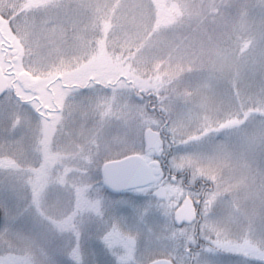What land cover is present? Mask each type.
<instances>
[{
  "label": "snow or ice",
  "instance_id": "obj_1",
  "mask_svg": "<svg viewBox=\"0 0 264 264\" xmlns=\"http://www.w3.org/2000/svg\"><path fill=\"white\" fill-rule=\"evenodd\" d=\"M104 185L147 197L115 264L264 261V0H0V264H55Z\"/></svg>",
  "mask_w": 264,
  "mask_h": 264
},
{
  "label": "rangeland",
  "instance_id": "obj_2",
  "mask_svg": "<svg viewBox=\"0 0 264 264\" xmlns=\"http://www.w3.org/2000/svg\"><path fill=\"white\" fill-rule=\"evenodd\" d=\"M98 182L102 184V175L98 177ZM104 190L105 188L103 186V191ZM105 195L107 197V203L103 218H94L80 233L78 241L71 233H66L62 239L53 241L52 247L55 250V264H74L71 253L77 246V243L79 244L84 264H115V257L113 254L107 253L109 250L105 251L106 247H104L105 245L101 239V234L115 221H119L124 230L135 232L137 227L135 220L136 210L145 202L147 197L140 192H136L130 197L121 200H113L108 193H105ZM18 206H20L19 201L7 194L0 193V228L5 227L7 223L5 211L7 210L9 213H14ZM140 251L145 252L142 244L140 245ZM103 260H105L106 263L102 262ZM218 261L219 264H264V261L255 257L246 259H237L235 257V260L218 259Z\"/></svg>",
  "mask_w": 264,
  "mask_h": 264
},
{
  "label": "flooded vegetation",
  "instance_id": "obj_3",
  "mask_svg": "<svg viewBox=\"0 0 264 264\" xmlns=\"http://www.w3.org/2000/svg\"><path fill=\"white\" fill-rule=\"evenodd\" d=\"M105 191V193L107 194H110V196L112 197V199L113 200H121V199H123V198H128V197H130L131 195H133L134 193H136V192H139V191H136V190H132V191H126V192H123V193H121V194H118V195H113V194H111L107 189H105L104 190ZM134 198V197H133ZM139 199V198H138ZM105 247V246H104ZM108 249L106 248V250L105 251H107ZM107 253H110L111 254V252H109V251H107ZM145 253L146 254H149L148 252H146V250H145ZM235 257L237 258V259H239V258H242V257H239V256H234V255H232V254H221L220 255V257H218L217 259H221V260H235ZM243 259V258H242ZM246 259V258H245ZM102 262H104V263H106V261L105 260H103ZM107 264V263H106Z\"/></svg>",
  "mask_w": 264,
  "mask_h": 264
},
{
  "label": "water",
  "instance_id": "obj_4",
  "mask_svg": "<svg viewBox=\"0 0 264 264\" xmlns=\"http://www.w3.org/2000/svg\"><path fill=\"white\" fill-rule=\"evenodd\" d=\"M106 187L112 194H115V195H118V194H120L122 192H125V191L132 190V189H128V188H125V189H113V188H111V187H109L107 185H106Z\"/></svg>",
  "mask_w": 264,
  "mask_h": 264
},
{
  "label": "trees",
  "instance_id": "obj_5",
  "mask_svg": "<svg viewBox=\"0 0 264 264\" xmlns=\"http://www.w3.org/2000/svg\"><path fill=\"white\" fill-rule=\"evenodd\" d=\"M1 224V223H0Z\"/></svg>",
  "mask_w": 264,
  "mask_h": 264
}]
</instances>
